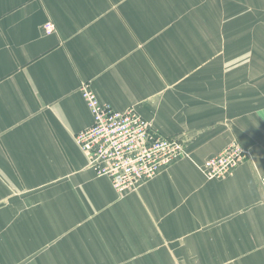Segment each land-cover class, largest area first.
I'll return each instance as SVG.
<instances>
[{
    "label": "crops",
    "instance_id": "crops-1",
    "mask_svg": "<svg viewBox=\"0 0 264 264\" xmlns=\"http://www.w3.org/2000/svg\"><path fill=\"white\" fill-rule=\"evenodd\" d=\"M221 3L264 13V0ZM150 5L0 0V264H264V77L183 78L174 117L160 115L172 127L150 126L181 133L188 158L124 195L73 140L92 123L82 84L149 122L143 92L168 84ZM231 143L247 160L207 179L203 165Z\"/></svg>",
    "mask_w": 264,
    "mask_h": 264
},
{
    "label": "rangeland",
    "instance_id": "rangeland-1",
    "mask_svg": "<svg viewBox=\"0 0 264 264\" xmlns=\"http://www.w3.org/2000/svg\"><path fill=\"white\" fill-rule=\"evenodd\" d=\"M221 2L222 0H151L153 60L162 53L167 55V59L162 62L164 73L158 74L159 68L154 64L152 68L154 74L168 77L167 90L158 91L152 85L143 92L148 101L145 104L152 127L162 125L163 130L172 127L166 118L174 117L177 105L181 103L177 94L182 93L180 88L183 78L212 75L245 76L254 80L264 77V13H258L254 4L249 3L244 8ZM155 45L161 48L166 45L169 49L162 52ZM162 50L164 51L163 48ZM155 62L158 63L159 60ZM165 93L167 106L163 101ZM159 106L166 107L163 109ZM132 109L142 114L141 110ZM163 110L168 116L161 119ZM158 130L162 132L161 129ZM158 130L155 132L161 135ZM167 137L181 139L184 136L174 133ZM182 141L185 144L187 142L185 139Z\"/></svg>",
    "mask_w": 264,
    "mask_h": 264
},
{
    "label": "built area",
    "instance_id": "built-area-1",
    "mask_svg": "<svg viewBox=\"0 0 264 264\" xmlns=\"http://www.w3.org/2000/svg\"><path fill=\"white\" fill-rule=\"evenodd\" d=\"M44 31L52 33L53 26H44ZM79 92L92 123L76 133L73 140L87 167L97 177L107 178L117 194L132 192L140 182L152 180L179 159L188 158L181 139L159 136L134 109L116 111L103 106L88 84H82ZM246 157L233 143L207 160L202 173L209 180L225 179ZM260 181L264 186V176Z\"/></svg>",
    "mask_w": 264,
    "mask_h": 264
}]
</instances>
